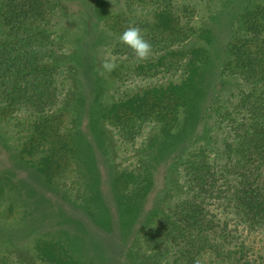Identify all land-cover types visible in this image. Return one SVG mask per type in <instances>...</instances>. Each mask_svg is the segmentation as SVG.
I'll use <instances>...</instances> for the list:
<instances>
[{"label": "rangeland", "instance_id": "rangeland-1", "mask_svg": "<svg viewBox=\"0 0 264 264\" xmlns=\"http://www.w3.org/2000/svg\"><path fill=\"white\" fill-rule=\"evenodd\" d=\"M64 1L67 16L57 28L63 45L51 60L60 65V98L45 114L58 113L52 121L75 154H58L57 149L53 159L59 164L47 180L39 170L42 158L51 143L57 148L60 139L54 135L39 139L28 114L2 113L0 102V264H56L57 258L74 264H162L170 250H148L143 238L181 195L178 160H173L181 140H169L158 122L143 117L122 129L109 112L128 96L180 82L185 78L184 59L177 53L160 57L156 48L161 39L149 27L148 4L141 12H129L122 11L116 0ZM179 4L192 7L196 2ZM90 5L92 14L87 15ZM241 5L242 0H218L192 7L194 25L217 30L209 43L192 42L205 51L211 78L229 38L228 23ZM115 16L121 19L116 21ZM130 18H136L133 25L152 45L147 60L137 59L133 50L125 52L130 47L119 40ZM175 38L170 50L176 48ZM107 58L115 59L118 67L101 74ZM205 90L204 106L214 94L213 87ZM203 112L201 106L189 113L186 132L181 116L170 134L180 130L189 140ZM213 131L211 124L201 126L189 152L203 149L212 154ZM119 190L128 197L138 191L141 197L129 207V201L119 199ZM203 264H209L208 259Z\"/></svg>", "mask_w": 264, "mask_h": 264}, {"label": "trees", "instance_id": "trees-1", "mask_svg": "<svg viewBox=\"0 0 264 264\" xmlns=\"http://www.w3.org/2000/svg\"><path fill=\"white\" fill-rule=\"evenodd\" d=\"M188 1L198 5L218 0ZM116 3L129 12H141L148 4L152 14L149 27L161 39L156 48L160 57L177 53L184 59L185 78L180 82L128 96L109 112L122 129H129L134 118L143 117L158 122L169 140H181V148L173 156L178 160L181 195L146 232L143 242L148 250H170L162 264H203L207 259L209 264H264V0H242L228 23L229 38L213 78L208 76L205 51L192 42L209 43L217 30L194 25L192 7L196 5H180L179 0ZM92 7L85 9L87 15L92 14ZM66 11L64 0H0L1 112H25L39 139L53 135L60 139L57 148L51 143L42 158L39 170L47 180L59 164L53 159L57 149L58 154H75L52 121L58 113L45 114L60 98V65L51 60L63 45L57 28L65 21ZM135 19L130 18L129 24H135ZM172 37H176L175 50H170ZM209 86L214 94L204 106L201 98ZM201 106L204 112L190 139L185 140L182 132H186L189 113ZM181 116L183 131L170 134ZM205 123L214 128L210 136L213 153L203 149L189 152L188 146ZM121 190L119 199L129 201V207L141 197L138 191L129 192L128 197ZM54 262L74 264L59 258Z\"/></svg>", "mask_w": 264, "mask_h": 264}, {"label": "clouds", "instance_id": "clouds-1", "mask_svg": "<svg viewBox=\"0 0 264 264\" xmlns=\"http://www.w3.org/2000/svg\"><path fill=\"white\" fill-rule=\"evenodd\" d=\"M119 40L130 47L137 59L147 60L152 54V45L145 39L142 29L135 25H130L119 36ZM118 67L115 59L107 58L101 63V69L103 72H112Z\"/></svg>", "mask_w": 264, "mask_h": 264}]
</instances>
